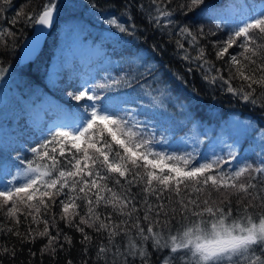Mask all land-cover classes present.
<instances>
[{"label": "snow or ice", "instance_id": "6c2138e0", "mask_svg": "<svg viewBox=\"0 0 264 264\" xmlns=\"http://www.w3.org/2000/svg\"><path fill=\"white\" fill-rule=\"evenodd\" d=\"M172 2L150 0L154 9L148 11L155 26H172L166 34L170 42L175 35L176 54L189 64L196 63V70L203 73L207 83L226 85L224 90L244 103L264 108V3L243 13L238 22L233 21L226 38L209 41L216 60L228 57L224 66L218 67L201 44V40L216 32L206 33L203 28L193 31L187 25L176 30L172 19L177 11L187 15L204 0H183L178 9L167 6ZM12 4L13 0H0V13ZM139 7L143 9L144 5ZM92 8L97 5L92 4ZM56 12V0H47L39 11L29 13L21 8L9 23L23 21L47 28L52 26ZM128 20H132L130 15ZM107 23L130 33V28L119 23L118 18H109ZM130 27L134 29L136 25ZM5 36L14 37L15 32L0 28V41ZM185 42L189 47H185ZM233 47L239 51L230 53ZM223 71L228 72L227 77ZM6 72L0 66V79ZM140 78L109 77L96 85L85 80L69 95L76 101L86 99L91 103L80 105L73 113L61 110L62 116L47 128L38 125L41 139L28 148L32 157L20 160L15 174L7 164L3 165L0 211L16 225L20 223L18 213L25 220L31 216L32 223H43L44 229L29 227L22 234L18 228L5 229L0 223V234L11 233L22 241L47 237L41 255L55 258L58 250H64V244L72 245V238L59 228L55 214L48 219L58 202L60 219L66 227L81 233L85 254L95 248L97 264H152V253L145 247L149 242L152 252L161 255L160 264H264V147L255 165L246 158H237L238 138L229 144L223 134L213 142L207 156L200 153L202 141L198 138L193 139L190 152L157 150L154 145L163 141H156V126L150 123L155 114L149 117L146 109L162 106L163 93L154 95L151 85L146 84L133 88V82ZM234 80L240 81L238 86H233ZM121 86L149 98L148 104L135 110L125 108L131 103V93L97 104L101 100L97 89L110 92ZM246 123L252 126L251 121ZM261 139L264 140V133ZM233 160L235 167H223ZM232 197H236L235 209ZM51 228L56 229L55 236ZM86 228L93 229L107 243L93 245ZM62 235L64 243H60ZM165 250L167 255H163ZM4 253L15 256L14 249L4 248ZM67 264L73 261L68 260Z\"/></svg>", "mask_w": 264, "mask_h": 264}, {"label": "trees", "instance_id": "16d2710c", "mask_svg": "<svg viewBox=\"0 0 264 264\" xmlns=\"http://www.w3.org/2000/svg\"><path fill=\"white\" fill-rule=\"evenodd\" d=\"M182 2L183 0H173L172 4L167 6L178 9ZM45 3L47 0H13L12 7L0 13V28L15 32L14 37L5 36L0 41V66L7 69L0 83H6L8 87L4 101L0 105L2 176L4 164H7L14 174L15 166L20 164V160L27 161L32 157L28 148L36 146L41 139L38 125L47 128L49 122L60 118L63 113H73L80 105L91 103L86 99L76 101L69 95L70 92L77 91L85 80L90 85H96L104 83L109 77H124L131 80L132 77L140 76L138 82H133V88L139 89L140 84H146L151 85L154 95L159 96L163 93L162 106L155 105L146 109L149 117L155 114V119H151L150 123L156 126V141H163L154 145L157 150L162 148L176 154H183L185 150L190 152L192 144L176 142L185 130L194 124L200 125L201 128L208 126L216 129L231 116L249 120L258 129L264 130V108L244 103L225 91L226 85L221 86L219 82L215 85L207 83L203 79V73L196 70V63L189 64L176 54L175 35L173 34L170 42L166 34L172 30V26H169V29L155 26V21L151 20L148 11L154 9L150 0H56L59 17L56 18L55 26L45 41L41 54L34 62L20 65L19 46L29 37L34 25L25 24L23 21L12 25L9 21L21 8L31 13L33 10L39 11ZM261 3H264V0H204V4L189 11L187 15L177 11L172 19L176 21V30L181 25H187L193 31L203 28L206 33L216 32L215 36L209 34L201 40V44L206 47L208 58L218 67H223L228 57L216 60L215 50L209 41L226 38L233 27L232 22H238L242 16H236L237 13L250 12ZM92 4H96L97 8L93 9ZM141 4L144 5L143 9L139 7ZM231 5L236 12L219 14L225 7ZM243 6L245 8L242 9ZM129 15L132 17L131 21L128 20ZM109 18H118L119 23L130 28L131 34L120 32L114 25H109L107 23ZM131 24H135L136 27L132 29ZM218 24L221 25L219 29L216 27ZM75 25L84 30L83 37H75V41L72 37L63 42L61 38L63 34H67ZM59 41L62 48L56 47ZM83 44L84 50L80 52L78 46ZM185 47H189L186 42ZM60 49L63 52L61 60H58L59 68L52 77L54 79H50L48 70L52 65L51 58ZM238 51L239 49L235 47L229 49L230 53ZM189 52L193 56L196 55L191 48ZM136 57L142 59H135ZM134 59L135 63L132 62ZM189 67L193 70L189 71ZM222 74L228 76L227 71H223ZM108 83H111V80H108ZM232 83L233 86H238L240 81L234 80ZM133 88L121 86L110 92L97 89L101 95V100L97 101V104L100 105L109 97L131 93V103L124 105L125 108L135 110L147 105L149 98L137 96ZM161 113L163 115H160ZM38 118L41 119L40 123L36 121ZM245 143L238 147L237 158L241 160L246 158L248 163L255 165L259 162L260 154H257V151L246 153L242 149L246 146ZM199 151L203 156L209 155L207 146L205 148L200 145ZM235 165L236 161L233 160L231 165L225 164L223 167L228 169ZM232 206L234 209L237 207L236 197H232ZM23 211L27 212L28 209ZM80 211L83 214L84 209L81 208ZM107 211L110 212L111 209ZM41 212L43 213V209ZM53 213L59 228L72 238L71 246L64 244V250H58L53 258L51 254L41 255V248L47 243V237L37 236L34 241L27 239L22 241L20 237L11 233L0 234V264H67L68 260L73 261V264H83L84 260H87L88 264H97L95 248L91 247L88 254H85L84 245L80 243L81 233L66 227L65 221L60 219L61 207L58 202L48 213V219H51ZM18 215L20 223L16 225L0 211V223L5 229L18 228L22 234H26L29 227L43 231V223L37 225L32 223L31 216L25 220L24 215L19 213ZM50 231L53 236L56 235V229L51 228ZM85 231L93 237V245L107 243L106 239H102L93 229L86 228ZM60 243H64L63 235ZM145 247L152 253V264H160L161 255L152 252L151 242ZM4 248L14 249L15 256L4 253ZM163 255H167V250ZM99 264H103V261Z\"/></svg>", "mask_w": 264, "mask_h": 264}, {"label": "rangeland", "instance_id": "374dc122", "mask_svg": "<svg viewBox=\"0 0 264 264\" xmlns=\"http://www.w3.org/2000/svg\"><path fill=\"white\" fill-rule=\"evenodd\" d=\"M243 8H245V6H243L242 9ZM228 12L230 13L236 12V9L233 7V5L225 7L223 10H221L219 14L228 13ZM241 15L242 13L240 12V14L237 13L236 16H241ZM83 33H84V30L79 29L78 25H75V27L72 28V30H70L67 34L64 33L63 34L64 36H62L61 38L63 39V42H64L65 40L74 37V41H75V37L82 38ZM56 47L62 48V45H60V41ZM83 47H84V44L78 46V49L80 50V52L84 50ZM62 52H63L62 49H60L59 51L54 53V55H52V58H51L52 65L49 66L50 70H48L50 74V77L48 78L50 79H54L52 77L54 76L55 72L59 68L58 63L60 59L62 58L61 56ZM7 88L8 87H6V83H0V105L4 101V97L7 93ZM56 120L57 119H55L54 121ZM36 121L40 123L41 119L38 118ZM54 121L49 122L47 127L51 125ZM248 121L243 120L236 116H231L230 118L226 120V122L223 125H221L220 127L216 129H214L213 127H208V126L201 128L200 125L194 124V126L185 130L184 134L181 136V138H178L176 142L180 144H184V143L192 144L193 139L198 138L200 141H202L201 145L205 146V148L207 146V152L209 153L210 148L213 145V142L217 141V139L220 138L223 134V139L229 144L233 143V141L238 138L239 142L235 145L236 151L243 142H246L245 152L249 153L248 151L256 150L260 154L262 151V147H264V140L261 139V134L264 133V130L258 129L253 122H251L252 126L249 127L246 123ZM217 148H219V145H217ZM224 154H226V152ZM0 179H3V176L1 174H0Z\"/></svg>", "mask_w": 264, "mask_h": 264}, {"label": "water", "instance_id": "95a60500", "mask_svg": "<svg viewBox=\"0 0 264 264\" xmlns=\"http://www.w3.org/2000/svg\"><path fill=\"white\" fill-rule=\"evenodd\" d=\"M57 18V13H54V20L51 27H42L35 25L29 34V37L26 38L21 45L19 46V64L28 65L31 62L35 61L37 56L40 54V51L44 47V43L47 38L50 36L51 30L55 26V21Z\"/></svg>", "mask_w": 264, "mask_h": 264}, {"label": "bare ground", "instance_id": "6f19581e", "mask_svg": "<svg viewBox=\"0 0 264 264\" xmlns=\"http://www.w3.org/2000/svg\"><path fill=\"white\" fill-rule=\"evenodd\" d=\"M56 13H57V12H56ZM57 14H59V13H57ZM57 17H59V15H58ZM56 23H57V22H56ZM56 25H57V24H56ZM34 26H35V25H34ZM40 54H41V53H40ZM40 54H39V55H40ZM37 58H38V56H37ZM37 58H36V59H37ZM59 58H60V57H59ZM59 58H58V59H59ZM60 60H61V59H60ZM33 62H34V61H33ZM31 63H32V62H31ZM241 147H242V146H241ZM250 148H251V147H250ZM254 148H255V147H254ZM242 149L245 151V147L242 148ZM242 149H241V150H242ZM258 149H260V148H258ZM250 150H251V149H250ZM247 151H248V150H247ZM253 151H256V150H253ZM253 151H252V152H253ZM260 151H261V150H260ZM242 152H243V151H241V153H242ZM248 152H249V151H248ZM250 152H251V151H250ZM244 153H245V152H244ZM246 153H247V152H246ZM256 153L259 154L258 152H256ZM244 155H245V154H244ZM258 156H259V155H257V157H258ZM259 158H260V156H259ZM253 159L255 160V158H253ZM255 162H256V161H255Z\"/></svg>", "mask_w": 264, "mask_h": 264}]
</instances>
